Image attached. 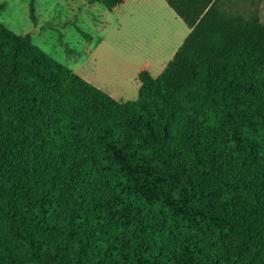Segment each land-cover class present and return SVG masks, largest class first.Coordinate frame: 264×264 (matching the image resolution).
Wrapping results in <instances>:
<instances>
[{
	"label": "trees",
	"instance_id": "obj_1",
	"mask_svg": "<svg viewBox=\"0 0 264 264\" xmlns=\"http://www.w3.org/2000/svg\"><path fill=\"white\" fill-rule=\"evenodd\" d=\"M165 2L190 33L134 101L0 22V264H264V19Z\"/></svg>",
	"mask_w": 264,
	"mask_h": 264
},
{
	"label": "rangeland",
	"instance_id": "obj_2",
	"mask_svg": "<svg viewBox=\"0 0 264 264\" xmlns=\"http://www.w3.org/2000/svg\"><path fill=\"white\" fill-rule=\"evenodd\" d=\"M0 0L7 7L0 22L33 42L116 100L138 98V68L152 65L159 76L190 33L165 0H138L115 10L87 0ZM264 19V0H227ZM84 32L86 35L82 34ZM158 68L159 71H154Z\"/></svg>",
	"mask_w": 264,
	"mask_h": 264
},
{
	"label": "crops",
	"instance_id": "obj_3",
	"mask_svg": "<svg viewBox=\"0 0 264 264\" xmlns=\"http://www.w3.org/2000/svg\"><path fill=\"white\" fill-rule=\"evenodd\" d=\"M132 2V3H134L135 1H138V0H124V3L123 4H121L120 6H118V7H123V6H125V4L126 3H128V2ZM117 8V7H116ZM115 8V9H116ZM114 9V10H115ZM174 12V11H173ZM176 14V13H175ZM189 31H190V29H189ZM166 67V66H165ZM144 69H146V70H148L151 74H152V65L150 64V63H147V62H145V63H143L142 65H141V67H139L138 68V75H139V73L142 71V70H144ZM154 71H159V69L158 68H155L154 69ZM160 72V71H159ZM152 76H154V75H152ZM154 77H156V76H154ZM158 77V76H157Z\"/></svg>",
	"mask_w": 264,
	"mask_h": 264
}]
</instances>
